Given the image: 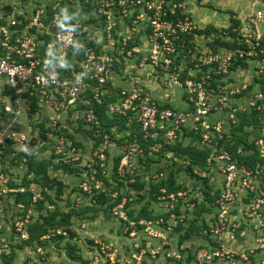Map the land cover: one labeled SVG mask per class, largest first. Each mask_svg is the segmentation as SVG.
<instances>
[{"label":"built area","instance_id":"built-area-1","mask_svg":"<svg viewBox=\"0 0 264 264\" xmlns=\"http://www.w3.org/2000/svg\"><path fill=\"white\" fill-rule=\"evenodd\" d=\"M66 1L52 0L54 6L50 8L45 0H22L23 9L0 14V114L15 118L26 114L28 118L38 117L41 121L46 113L54 117H51L52 124L48 123L50 128H38L35 133L17 132L12 130V124L3 128L0 154L9 143L21 147L31 145L39 150L55 142L58 159L68 165L82 166L79 165L81 150L72 141L54 133L71 131L76 116L77 128L81 119L84 130L96 138L101 137L103 125L94 102L98 105L106 98L115 97L116 101L107 103L110 115L127 117L130 124L135 121L144 140L161 136L166 146L181 141L187 130L201 132V146L217 147L225 129L228 131L229 126L238 123V113L254 115L263 130L254 131L249 143L254 144V149L264 159V57L257 51L264 38V8H253L246 16L245 25L235 28L237 37L225 33L226 38L236 43V48L222 47L217 51L209 48L199 53L195 47L184 45L181 49L179 45L183 36L200 29L187 11L190 0H82L97 13L102 30L99 38L93 25L88 32L78 22H73L74 28L69 27L70 23L65 22L64 14L58 9ZM239 59L255 64V69L252 67L250 74L242 73L238 78L233 75L237 71L231 68ZM107 82L120 90H108ZM177 102L185 104L186 108ZM166 104L171 107H165ZM64 119L66 124L61 122ZM50 129L53 132H48ZM133 137V142L125 141L120 145L110 141L108 134L103 136L101 145L92 151L103 173L107 168L108 150L116 146L121 148L119 175L124 178L127 173L133 174L137 157L145 155L137 141L138 135ZM162 143L150 146L151 152H159ZM166 157L179 162L171 152ZM213 160L220 162L211 168L220 175L222 193L214 203L219 208L206 233L209 239L198 251L204 252H197L186 264H217L219 260L237 256L247 261L244 253L239 254L237 244L247 243L250 236L253 242L264 244V236L254 237L255 233L264 234V190L258 182L264 168L257 166L249 170L237 164L228 153L217 157L213 153L207 163L211 166ZM182 164L187 166L188 162ZM87 167L80 189L93 195V190H98L102 183L97 180L92 166L87 164ZM194 174L201 178L210 176L200 168H195ZM162 176V173L155 174L152 179L157 181ZM9 183L10 178L0 172V264H12L5 262L4 256L9 258L17 250L15 246L30 239L27 227L39 218L35 209H30L23 217H15L25 206H16L10 194L23 193L25 188H11ZM190 192L186 189L160 196V199L169 206L171 214L175 203L192 211L194 203H191ZM197 196L194 195V199ZM39 200H43L42 196L34 194L32 206ZM5 203H9L10 208ZM125 204L126 200L119 204L121 209L115 210V216L124 223L125 235L135 242L123 257L120 250L102 243L93 263L143 264L149 251L152 258L160 254L167 264H181L180 251L185 248L180 246L178 251L170 248L169 235L173 227L164 224L163 218L130 220L122 209ZM4 211L8 212V222ZM171 218L184 219L185 215L174 214ZM50 235L42 240H49ZM154 242L158 246L153 248ZM41 250L38 248L36 253L43 258ZM23 251L26 258H32L31 246Z\"/></svg>","mask_w":264,"mask_h":264},{"label":"trees","instance_id":"trees-1","mask_svg":"<svg viewBox=\"0 0 264 264\" xmlns=\"http://www.w3.org/2000/svg\"><path fill=\"white\" fill-rule=\"evenodd\" d=\"M10 9V8H9ZM170 18V17H168ZM232 21V26L226 30H218L216 29L213 25H209L203 29H196L192 35L189 36H183L182 40L179 42V45L181 46V49H184V45L190 48H194L193 44L191 41L194 40L195 36H205L207 39H211L212 35H216L214 40L211 39L209 42V45L212 47L214 51H217L219 47H227L228 49L236 48V43L235 42H226L222 41V37H225V33H228L231 37H236V32L233 31V29L237 28L239 26L238 21L234 20L231 17ZM69 27L74 28V24L70 23ZM246 47V46H245ZM186 49V48H185ZM187 49L185 50V55H187L186 52ZM258 53L260 54L261 57H264V38L262 39L259 48H257ZM183 54V53H182ZM189 57V56H187ZM250 67V64L248 62H245L242 59H239L237 62H234V65L232 66L233 71H237L234 76L239 75V77L244 73L245 76H247L249 73L245 72L248 71ZM248 68V69H247ZM246 69V70H245ZM251 70V69H250ZM244 71V72H243ZM106 88L108 90H111L112 88H116L112 85L111 82L106 83ZM116 92L119 89H114ZM116 101V98L109 97L106 98L102 104H96L94 102V109L97 114V117L99 121L102 123L103 128H102V136L99 138H96L93 136L91 132L88 130H84L82 133L83 135L90 139L91 142L93 143L91 150L89 151L88 154H84V149L82 148L83 143L79 142L76 143L74 142V146L77 148H82L81 149V160L80 164L84 169H80L75 165H68L62 160H58L56 163L52 162V160H44V161H37L34 159L33 155H28V154H17V158H26V163L28 165V170L26 171L22 183H15L11 178H10V173L9 170L5 167H3V172L6 173L7 176L10 178V183L9 186L11 188H19V187H24L25 192H17L15 194H10V197L12 196L15 205L17 206L18 204H23L25 206V209L20 213L16 214L15 217L17 216H22L27 213L30 209H35L37 212L40 214L42 210H44V205L45 201L44 200H39L36 204V206H32V199L34 197V192L29 188L32 186V184H39L43 188V195L45 197L46 201H49L51 204H56L55 200L52 198V196L46 192L48 189H52L54 186L57 187V195H61L63 193L61 182L55 177H52L49 174V171L57 172V171H62L66 173L67 175H72L73 173L77 172V170H86L87 164L92 166V169L95 170L96 178L99 182H102V185L105 186L101 190H93V199L95 200V204H87L85 206H80L78 207L79 209H70L68 212H62L60 211V208L56 206L53 208V210H48L46 214H40V217L32 222L31 224L28 225L27 231L29 233L30 239L26 242H23L21 244H18L16 247L17 250H14L10 257L4 256V261L5 262H10L12 264L15 263V261L19 258L17 256V252L23 250L26 246H31L33 248V255L36 253V250L38 248L42 250H47L49 246H52L51 244H59V241H63L67 239L66 243V250L69 254V257L71 259H74L76 263L74 264H94L93 260L96 255L100 252V247L97 249L96 252H91L92 255H90V259H84V257L81 254V251L78 247L77 240L80 238L77 234V232L73 229V218L74 217H79L80 219H88L90 221H94L98 216L97 212H103L105 213V217L109 218L111 215V211L113 207L118 206L121 201H122V194L119 195V197L115 199H111L107 191L110 189V181L107 178V175L104 172L103 168L100 167V162L99 160L97 161L94 156H92V151L93 149L98 148L101 143L103 142V136L105 134H108L110 137V140L113 142H116L118 144H123L125 141L126 142H133L134 135H138V143L144 150V158L143 159V164L150 166L152 163L153 165L160 163L161 161H169L172 168H175V172L171 168H161L157 169L156 171H151L152 173L149 176L150 179V192H144L148 195L151 196V199L156 201L160 196L163 195H169L170 193H177L182 190H186L187 185L184 187L183 184H180L178 181V175L187 174V176L191 179H195L197 181H201L205 187L202 190L201 196L204 199V202H199L196 200L199 199V195L196 197V200L192 201L191 203H194V207L192 211H189L187 207H184L183 204L181 203H175L176 207L174 211V214L176 216H180L183 214L181 209L184 207L185 215L189 217L191 215H196L200 216L204 213H207L211 216H215L217 213V209L219 208V205H215V200H217L220 197V194L222 193V185L219 184V188L211 187L208 182L211 180V178L217 179L220 177L219 174H215L216 170L214 169L213 173L211 168H214L215 166L217 167V164L220 162L217 160H213L212 165L210 166L207 163L208 158L215 153V157L219 156L222 153H228L231 158L237 163V164H243L245 167H247L249 170H255L257 166L263 167L264 168V159L260 158L259 152L254 149V144H250V136L252 133L259 132L260 130H263V126L259 124V121L257 118H254V115H249V114H242L238 113V123L234 126H229V130L227 131L225 129L223 135L224 138L221 140L220 144L217 145V147H209L207 144L201 146L202 142V137H201V132H194V131H187L185 130V133L183 135V139L174 146H166L165 144L162 143V138L161 136H157L156 139H150V140H144L143 139V134L140 131L138 123L135 121L132 122L131 124L128 123L129 119L127 117H122V116H112L108 113L107 110V103L108 102H114ZM165 107H171L169 104H166ZM116 130V132H113V130ZM117 134H122L120 138L116 139ZM227 137V138H225ZM67 139L73 140V137L69 135L66 137ZM162 143L161 149L159 152H151L150 146H153L155 144ZM82 144V145H81ZM7 149V148H6ZM3 149V153L0 154V161L3 165H5L6 162V153H15L11 148ZM171 152L173 154V157L179 160V162H175L173 158H166V154ZM108 154V153H107ZM85 156L89 157V160H87L86 163H84V158ZM121 156H118L115 158V164L112 167V169H109L112 171V177L115 180L119 179H124L121 178V176L118 173V166L120 162ZM187 161L188 165H183L182 162ZM141 162V160H140ZM54 163V164H53ZM94 163V164H92ZM168 167V166H167ZM195 168H200L203 169L206 174H210V176L206 177H199L194 174V169ZM107 169H108V162H107ZM165 172L167 174H165ZM180 172V173H179ZM162 173L163 176L157 180L154 181L152 177L155 174H160ZM214 175H212V174ZM5 174V175H6ZM184 174V175H185ZM32 175V177H31ZM136 175L135 171L133 172V175H130L129 173L126 174V179H132ZM177 175V176H176ZM57 179V180H56ZM104 183H103V181ZM135 182L130 184L131 187H133L136 191H144L145 190V182L140 181V177L138 176L136 179H134ZM57 181V182H56ZM212 182V181H211ZM61 185V186H60ZM123 184L120 183L118 186L113 187L112 191H119L120 192V186ZM213 188H215V192H212ZM108 189V190H107ZM162 189L164 192H162ZM212 190V191H211ZM83 192V191H82ZM201 192V191H200ZM212 192V193H211ZM84 195H88L87 193L83 192ZM117 197V196H115ZM246 202L247 199H244ZM57 205V204H56ZM5 206H9V203H5ZM8 209V208H7ZM88 212H93V215H85ZM189 212V213H188ZM8 212L4 211L3 216H6V221L8 222L9 219L7 218ZM82 215H85V218L82 217ZM128 217L130 220L133 221H138L142 218L145 219H160L161 217L164 218V224H168L167 220L169 218V213H161L156 216L152 215L150 212H148L147 209H142L140 213L135 215L133 211H128ZM184 219H177L176 226L173 229V232L170 233L169 237L170 239L172 238V234L174 232L180 234L179 240H178V247L183 245L184 242L190 239V232H197V234L202 233L201 228L196 225L198 222L194 217L192 218V221L190 223V220L188 218ZM14 219V217H12ZM122 221V220H120ZM189 222V229L185 230V225L186 223ZM163 225V224H162ZM138 228H142L141 226H138ZM58 230H61L60 233H57ZM209 230V229H208ZM50 235L49 240H42L43 237ZM125 237H128L127 235ZM144 242V240H143ZM93 244V242H89ZM143 246V245H142ZM158 246L156 242L153 244V248ZM122 247L120 250L123 254H121V257L125 255L126 250L130 249V246H120ZM187 250H190L187 248ZM91 251V250H90ZM44 259L46 258L47 260V254L43 256ZM162 256L160 254L156 255V258H152V255L147 252L143 264H164L162 260ZM28 264L31 262V258L28 257L27 259ZM161 261V262H160ZM45 262V261H44ZM156 262V263H155ZM32 264H37V262H32ZM106 264H109L108 262Z\"/></svg>","mask_w":264,"mask_h":264},{"label":"rangeland","instance_id":"rangeland-1","mask_svg":"<svg viewBox=\"0 0 264 264\" xmlns=\"http://www.w3.org/2000/svg\"><path fill=\"white\" fill-rule=\"evenodd\" d=\"M221 1L222 0H214L210 4L214 5L215 8H220L223 5V4H221ZM229 1L230 0H225V2L223 1V3H228ZM236 1H235V4H236L235 6L233 3L232 4L228 3L227 8L230 10L233 8V10L235 12H237V14H239V15L242 12L243 13L249 12L250 7L248 5L251 2V0H236ZM45 3H47L50 8L54 6V3H52V0H45ZM62 5L58 6V9L60 11L62 9L65 10V12L63 13L64 18H65V22H68V23L78 22L87 29V32H88V29H90V25H93L95 27L94 30L97 32L96 38L100 37V33L102 32V30H100L101 24L98 22V17H97L96 11H93L92 8L87 7L83 3L82 0H73V2L67 0ZM24 7H25V5L23 4L22 0H17L16 2H13L11 0H0V14H3L4 12H8L11 9H13V10L14 9H23ZM209 7L210 6L205 7L206 12H207L206 15H209L211 17L214 14L215 10L210 9ZM201 18H202V14H201ZM215 19H217V20L221 19L222 21L223 20L227 21L228 15L223 14V13L221 14L220 12L216 11ZM200 24L203 26H206L205 24H202V23H200ZM224 25H227V23ZM237 36L238 35H236V37ZM202 38L203 37H201V39H200V37H198L197 38L198 42H200L202 40ZM213 38H215V36ZM210 41H208L207 43L205 42L206 45H209ZM222 41H226V42L231 43L229 38L223 37ZM252 67H253V69H255V64L254 65L250 64L249 68L251 70L247 68L248 71H245V72L251 73V71L253 70ZM120 71L123 72V69L120 68ZM237 77L239 78V75H237ZM169 91L172 92V91H178V90H170L169 89ZM178 94H179V96H181L182 92L179 91ZM175 106H176L175 104H172V107H175ZM181 107L186 108V105L181 104ZM2 117H4V116H2ZM75 118H76V116H74V118H73L74 121L72 123L73 126L71 127V131L66 130V131L59 132V133L57 131H55L56 133H54V135H61L65 138L68 137L69 135H71L73 137V140H71V139H68V140L72 141L73 143L74 142L83 143V145L82 144L81 145H82V148L84 149V154H88L90 151V148H91V144L93 145V143L91 142L90 139L86 138L82 133L84 131V129L82 128V120L81 119L78 120V123L80 124V126L77 128ZM21 119H23V118H21ZM50 119L51 118L49 117L48 121ZM24 120L26 121V124L28 125V127L29 128L32 127L34 129V131H36L38 128L41 130H45L46 127L50 128V126H48V125H45V127L42 128L41 124L36 123V120H34L33 118H30V119L24 118ZM62 121L64 124L67 123V121H65V119L61 120V122ZM52 122H53V120L49 121L48 123L52 124ZM0 128H2V127H0ZM48 132H53V129H50ZM113 132H116V130L114 129ZM253 134H254V132L252 133V135ZM121 135L122 134H117L116 139L120 138ZM54 145H55V142L52 143L51 145H48V148L41 150L39 153H37L35 150H33L30 153L27 150V153H28V155H33L34 159L37 161L52 160V162L56 163V161H58L56 159V153H55L57 149L55 148ZM44 147H46V146H44ZM21 148H23V149H21V151H24V147H21ZM82 148H78V149L81 150ZM96 149H93V151H95ZM120 152H121V148H119V147L110 148L108 150L109 169H112V167L114 166L113 164H115V158L120 156ZM166 158L169 159V157H166ZM143 159L145 160V158L142 156L137 157V165H136V169H135L136 175L132 179L127 180L126 177H124V179L115 180L112 177V171L108 170L107 168L105 170V174L108 171H110L109 176H107V174H106L107 178L110 181V189L109 190L107 189L108 190L107 193L109 194L111 199H115V200L119 197V195H121V194L123 195L121 202L123 203L124 200H126V204L122 209L124 212H126L127 216H128V211H133V213L135 215H137L144 208L147 209L148 212H150L154 216L161 214L163 212V210L161 209L162 207L160 208L161 204H163L162 200L158 198L156 201H154L151 199L150 195L144 193V192H147V193L150 192V182L151 181L149 179V176L152 173L151 171H156L157 169H161V168H166V169L171 168L175 172V168H172L169 161H161L160 163L155 164V165H153L151 163L150 166H148V165H145L142 163ZM140 160H141V162H140ZM9 162L12 164H15V165H12V164L9 165V163H7V169L9 170L10 178L15 183H18V184L22 183L23 177H24L26 171L28 170V165H27L26 161L23 160V158H13V159L11 158L10 159V157H9ZM92 164H94V163H92ZM77 167L80 169H84L82 166H77ZM80 169L77 170L79 173L75 172V174L77 173V176L79 178L67 175L66 173H64L62 171H57V172L49 171V174L52 177L57 178L58 180H60L59 182H61V184H63V186L61 187L63 190V193L61 195H57V192H56L57 187L56 186H54L52 189H48L46 191L52 196V198L55 200L57 205L51 204L49 201L45 200V197L42 193L43 188L41 187V185L32 184V186L29 187L30 189L32 188V191L34 192V194H40L42 196L43 200L45 201L44 210L41 211L42 214L47 213L46 208H49L48 210H53V208L58 206L60 208V211L68 212L70 209H73V208L79 209L78 207H80V206L82 207V206H85V205L90 203V199L92 200V198L94 196L93 195H84V193L80 189V186L85 182V181H83V177H84L83 171L84 170H80ZM217 171L218 170H216L215 174H218ZM167 173L165 172V174H167ZM212 173H213V171H212ZM261 173H262L261 174L262 178L259 177L258 182L260 183V187L264 190V171L263 172L261 171ZM184 174L185 173L183 172V174L178 175V181L180 184H183L184 187L186 185H188L187 188L189 190H191V192H190L191 202L196 200V199H194V195H199V199L196 200V202L197 201H199L200 203L204 202V199L201 196V194H202V190L205 187V185H203L201 181L191 179L187 176V174H185V175ZM130 175H133V174H130ZM212 175H214V174H212ZM138 176L140 177V181H143L146 183L144 191L138 192L133 187L130 186V184L135 182L134 179H136ZM31 177H32V175H31ZM208 182H210L209 184L211 185V187L213 186L217 189V188H219V184L221 181H220V177H218L213 182H211V180H209ZM103 183H104V181H103ZM120 183L123 184L122 186H120V192L117 190L112 191L113 187L118 186ZM100 185L101 184H99V186ZM92 186H94V185L92 184ZM104 186H105V183H104ZM104 186L102 185L101 187L104 188ZM101 187L98 190H101L102 189ZM215 188H213L212 189L213 191L212 190L211 191L215 192ZM115 196H117V197H115ZM119 206L120 205L115 206L112 208V210H110L111 215L109 218H106L105 213L100 212V211L97 212L98 217L94 221H90L88 219L82 220L79 217L73 218V224H74L73 229L77 232V234H79L78 236H81L76 242L78 244V247H79L81 254L84 257V259H86V260L90 259L91 254H89L88 251L91 250V252L92 251L96 252L97 249L100 247V244H102V243L111 244L113 247H115V249L117 248L118 250H120L122 248L120 246H128L129 247L130 244L132 246V243L135 242V241H133V239L125 237L126 235H125L124 231H126V227H125L124 223L122 221H120L121 219L118 216H115V210L119 209L120 208ZM181 211L183 212V214H186L184 210L181 209ZM234 213H236V211ZM40 214H39V217H40ZM93 214H94L93 212H88L85 215L88 216V215H93ZM85 215L84 216L82 215V217L85 218ZM193 217L198 221L196 223V225H198L201 228L202 233L197 234V232H190V239L187 240L186 242H184L183 245H181L185 248V249H183L184 251L182 250V252H183L182 254L185 256V258H184V260H182L181 264H186L187 260L195 258V257H193V255L196 254L199 250L203 249L202 247L205 246V244L207 243V240L209 239L206 233H207V230L209 229V226L213 222V216H211L207 213H204L200 216H196V215L190 216V214H189V217H187V218H188V220H190V223H191ZM190 225H189V222H187L185 225V230H188ZM59 231L61 232V230H59ZM254 235H255L254 237L257 239L259 237L264 236V234L260 235L259 233H255ZM179 237H180V234H178L176 232H174L172 234L171 245L173 248L177 247ZM89 242H93V244H91ZM66 243H67V239H65L63 241H59V244H57V246H56V244H51L52 246H49L47 250H41L43 256H45L47 254V260H46V258L44 259V257L42 258L41 255L35 253L32 256L31 262L29 264H32V262H37L40 264H74V263H76L74 259H71L69 257V254H68L67 250L65 249ZM237 246H238V248L241 247L239 254L244 253L248 257L247 261H244L241 256H237L234 258L230 257V258L225 259V260H219L217 262V264H245V262L248 264H264V244L254 242L253 244L243 243L242 246L237 244ZM187 248L190 250H187ZM22 251L23 250L17 252V256L22 257V259H20L18 264H25V263L28 264V262L26 260L27 258H26V256L23 255ZM119 252L121 254H123L121 252V250ZM203 252L204 251H200L198 253L202 254ZM86 253H87V255H86ZM163 263L167 264L165 262H163Z\"/></svg>","mask_w":264,"mask_h":264},{"label":"crops","instance_id":"crops-1","mask_svg":"<svg viewBox=\"0 0 264 264\" xmlns=\"http://www.w3.org/2000/svg\"><path fill=\"white\" fill-rule=\"evenodd\" d=\"M214 0H190L189 2H188V6H187V11L193 16V18H194V20L196 21V23H197V25L199 26V28L200 29H203V28H205V27H207V26H209V25H213L216 29H218V30H220V31H222V30H226V31H228V29L232 26V21H231V17L234 19V20H236V21H238V23H239V26L237 27V28H241V27H243L244 25H245V23H246V16L247 15H249L250 13H251V11L253 10V8L254 7H256V8H258V9H262V8H264V0H251V2L249 3V12L248 13H240V15L239 14H237V12H235L234 10H233V8L230 10V9H228L227 8V6H228V3H233L234 4V6L236 5L235 4V1L236 0H230L228 3H223V1L225 2V0H222L221 1V4H223L220 8H215L214 7V5H212V4H210V3H212ZM237 2V1H236ZM210 4V5H209ZM206 6H210L209 8L210 9H214L215 10V12H214V14L210 17L209 15H206L207 14V12H206V9H205V7ZM245 10V9H244ZM216 11H218V12H220L221 14L223 13V14H227L228 15V20L227 21H222L221 19H215V17H216ZM234 11V12H233ZM201 14H202V18H201ZM200 19V20H199ZM214 22V23H213ZM200 23H202V24H205L206 26H203V25H201ZM227 23V25H224V24H226ZM241 25V26H240ZM235 29H233V31H234ZM214 36H216V35H212L211 36V39L212 40H214ZM198 37H200V39H201V37H203L202 38V40L200 41V42H198V40H197V38ZM223 38V37H222ZM210 39V40H211ZM209 39H206V37L205 36H195V38H194V40L193 41H191L192 43H194L193 45V47H195L196 48V50L200 53L201 51H204V50H206V49H212V47L210 46V45H206V43L208 42V41H210ZM206 42V43H205ZM219 48H222V47H219ZM243 75V74H242ZM178 103V105H179V102H177ZM179 106H181V104L179 105ZM51 114H48V113H46V114H44V116L43 117H41L42 118V121H41V119L40 118H38V117H34V120H36V123H39V124H41V127L43 128V127H45V125H48V122L49 121H51V119L48 121V118L50 117H53V116H50ZM2 116H4V115H2V114H0V127H2V128H0V132L2 131V129L3 128H6V127H8L9 125H11L12 124V130H16L17 132L19 131V132H21V133H27V132H30V133H35V131H34V129L31 127V128H29L28 127V125L26 124V121L24 120V118H28L27 116H26V114H23V115H21L20 117H17V118H15V117H11V116H4V117H2ZM70 116H67V118H69ZM21 118H23V119H21ZM30 119V118H29ZM3 120V121H2ZM48 121V122H47ZM9 149V148H11V150H13L15 153H6V156H7V158H6V162H5V165H3L2 163H1V161H0V172L2 171L3 172V167L5 168H7V163H9V165H11L12 163H10L9 162V157H10V159L12 158H17V154H28L27 153V150L29 151V153L30 152H32L34 149H36L34 146H31V145H28V146H26V147H24V151H21V149H23V148H21V146H18V145H15V144H13V143H11V145H10V143L5 147V149ZM45 148H48V147H42V148H40L39 150H35L37 153H39L41 150H43V149H45ZM91 148H92V144H91ZM91 148H90V150H91ZM111 148H117L116 146L115 147H111ZM7 149L6 150H4V153H5V151H7ZM16 156V157H15ZM108 156V155H107ZM59 158V156L58 155H56V159L57 160H59L58 159ZM23 160H25L26 161V158H23ZM87 160H89V157L88 156H85V158H84V163H86L87 162ZM57 162V161H56ZM21 163V162H20ZM12 165H15V164H12ZM108 170H109V160H108ZM6 174V173H5ZM107 175H110V171H108L107 172ZM70 176H74V177H76V178H79L78 176H77V173L75 174V173H73L72 175H70ZM31 190H32V188H31ZM159 199H160V197H159ZM93 200V201H92ZM92 200L90 199V203L89 204H95V200L92 198ZM162 202H163V204H161V206H160V208L163 210V212L162 213H165V214H168L169 213V218H168V220H167V222H168V224L169 225H171L172 227H173V229H174V227L176 226V222H177V220H174V218H171V215H174V212H172V214H171V210H169V206L168 205H166V203L162 200ZM163 205V206H162ZM184 208V207H183ZM182 208V210H184ZM185 215V214H184ZM176 216V215H175ZM187 216L185 215V218H186ZM161 218H163V217H161ZM164 219V218H163ZM173 223V224H172ZM74 227V226H73ZM81 237V236H80ZM251 238H252V236H250ZM251 238H249V241L247 242V244H253L254 242L251 240ZM170 240H172V238L170 239ZM160 243V242H159ZM240 246H242L243 245V243H241V244H239ZM170 248L173 250V251H178V250H180V248L177 246L176 248H173L172 247V245H171V242H170ZM239 249H241V247H239ZM128 250V249H127ZM184 251V250H183ZM89 252V254H91V251L89 250L88 251ZM22 253H23V255L24 256H26L25 254H24V252L22 251ZM180 253H181V255L183 256V258H182V260H184V258H185V256L182 254L183 252H182V250L180 251ZM84 255V254H83ZM86 255H87V253H86ZM92 255V254H91ZM88 257V256H87ZM20 259H22V257H19L16 261H15V263L14 264H18L19 263V261H20ZM162 262H166V260H165V258H163L162 260H161ZM171 262L173 261H176V260H170ZM26 264V263H25Z\"/></svg>","mask_w":264,"mask_h":264},{"label":"clouds","instance_id":"clouds-1","mask_svg":"<svg viewBox=\"0 0 264 264\" xmlns=\"http://www.w3.org/2000/svg\"><path fill=\"white\" fill-rule=\"evenodd\" d=\"M64 12H65V10L62 9V10H61V15H62ZM212 182H213V181H212ZM58 231H59V230H58Z\"/></svg>","mask_w":264,"mask_h":264},{"label":"flooded vegetation","instance_id":"flooded-vegetation-1","mask_svg":"<svg viewBox=\"0 0 264 264\" xmlns=\"http://www.w3.org/2000/svg\"><path fill=\"white\" fill-rule=\"evenodd\" d=\"M225 138H227V137H225Z\"/></svg>","mask_w":264,"mask_h":264}]
</instances>
